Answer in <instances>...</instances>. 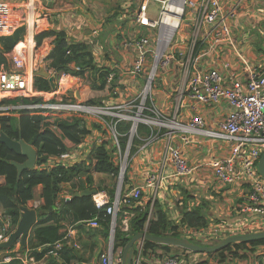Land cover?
<instances>
[{
    "label": "built area",
    "instance_id": "built-area-1",
    "mask_svg": "<svg viewBox=\"0 0 264 264\" xmlns=\"http://www.w3.org/2000/svg\"><path fill=\"white\" fill-rule=\"evenodd\" d=\"M130 2L132 3H125L122 6L124 9L122 19L125 25L127 24L128 31L122 37L124 40L120 44H114L112 49L115 52H122L127 57L130 56L131 65L123 70L124 76L110 69L107 82L117 78V86L113 91L116 97L119 94V76L121 78L128 76L132 88L141 83L143 98L142 103L116 107L105 105V100L101 106H89L83 104L80 99L68 97L72 87L81 78L72 75L71 72L49 73L55 76V91H36L33 87V78L40 66L38 60L40 53L35 37L45 28L37 22H29L30 14L32 16L34 14L31 4L22 3L13 7L8 1L0 0V28H6L8 22L5 11L8 15H13L15 13L12 11L15 10L18 12L15 28L23 26L25 30L24 38L18 41L10 52L4 54L7 64L0 66V102L39 99L37 103L24 104L19 100L16 105H0V116L26 110L42 118L56 115L61 118L79 117L78 131L83 132L80 134L79 143L57 155L46 156V161L35 164L33 170L50 171L55 168L69 169L85 165L96 148L104 147L118 166L116 181L119 189L111 200L104 191L96 192L91 198L95 209L109 217L111 235H114L120 209L131 206L132 202L141 205L145 189L148 192L151 190L148 202L152 207L164 185V179L167 182L172 180L179 182L192 177L197 169L188 164L181 150L170 144V141L159 161L158 178L154 172L149 175L145 184L122 190L124 175L133 156L139 150H143L147 143H152L159 137L172 140L173 135H180L184 144L191 143L193 138L220 143L219 155L213 156L204 166L211 169L215 181L221 187L237 185L244 190L240 197L241 206L231 210L229 221L210 222L206 228L201 229L181 225L182 217L179 213L170 210L165 212L173 224L178 226L182 238L194 240L201 246H212L228 237L264 233V178L257 170L258 160L264 152V62L260 60L259 64L251 65L246 54L249 52L247 45L255 41L251 37L253 28L261 31L258 43L264 41L262 27L264 0H130ZM156 4L160 7L157 19H153L150 13L154 12L152 6ZM172 6L178 9L171 10ZM165 18L167 21H164ZM8 35L9 33H1L0 38ZM93 35H96V32H93ZM66 53L69 55L70 50ZM70 69L73 72H80L73 64L70 65ZM115 69L117 70L116 67ZM162 70L164 73H161ZM162 75L166 77L165 81ZM155 78H159L158 82L161 83L164 93L172 92L178 96L169 120L161 114H158L156 119L148 117L153 115L154 109L150 95L157 93L154 92ZM147 100L151 102L150 107L145 106ZM223 103L228 108L225 116L217 121L208 119L205 111L220 107ZM145 111L149 114L145 115ZM181 115L185 116L186 120ZM144 116H147L148 120L143 119ZM135 118H138L139 122L133 131L130 128L128 141L123 149L117 125L120 122H130L132 125ZM138 124L146 125L152 132L130 158L131 143ZM165 171L170 173L166 174ZM163 174H166L165 177ZM1 219L0 243L7 240L9 233L13 231L10 229L12 217L2 213ZM98 220L99 217L96 215L86 224L90 228H97ZM122 229L124 232L128 230L126 220L122 224ZM143 233H146V228ZM143 244V239L138 240V249L131 264H143ZM53 245L57 250L62 247L60 241ZM255 252L257 255H264V245L257 246ZM10 261L11 257L6 256L0 264H8ZM122 261V253L114 252L113 243L108 244L100 258L101 264H122ZM26 262L38 264V260L33 256H28ZM200 262V258L185 262L167 256L158 264ZM213 263L211 260L205 264Z\"/></svg>",
    "mask_w": 264,
    "mask_h": 264
},
{
    "label": "trees",
    "instance_id": "trees-1",
    "mask_svg": "<svg viewBox=\"0 0 264 264\" xmlns=\"http://www.w3.org/2000/svg\"><path fill=\"white\" fill-rule=\"evenodd\" d=\"M117 14V13H116ZM114 14L112 17H114ZM15 28V27H14ZM13 28V29H14ZM12 29V30H13ZM23 29L19 28L15 34L10 37L0 38V66H6L4 54L11 51L15 44L20 40ZM7 38H12L11 42ZM4 39V41H1ZM51 39V50L48 55L41 61V65L47 72L55 74L69 73L78 77L84 74L89 75L91 83L88 89L81 90L83 92L81 102L89 106H101L103 101L113 95V91L117 86V78L112 82H107V76L111 73L110 69L95 67L92 62V57L89 50L84 45L68 44L66 35L63 32L45 31L35 37L37 48L42 45L44 40ZM70 54L67 55V51ZM73 64L80 69V72H73L70 65ZM113 72V71H112ZM33 87L36 91L50 92V86L46 79L41 77L33 78ZM80 91V92H81ZM21 100V99H19ZM19 100H2L0 105H16ZM22 103L39 102V99L29 101L22 99ZM138 103V102H137ZM151 102L146 101L145 106L150 107ZM149 114L148 111L144 112ZM57 116V115H56ZM77 116L49 117L42 118L34 112L26 110L9 112L0 116L1 130L13 140H17L19 131L22 140L26 143H31L36 150L38 157L54 156L66 149L73 147L80 141L78 131ZM131 128L130 122H120L117 125V131L121 135L120 145L124 149L129 137ZM151 129L143 124H138L135 135L133 136L130 158L136 153L138 148L144 143V140L151 135ZM0 160L15 161L22 163L25 158L16 156L9 151L3 144H0ZM88 165H80L69 169L55 168L50 171L46 170H31L22 173L19 180H16V169L10 164L0 161V209L5 214L12 217V227L15 228L19 220V207H24L29 201L34 199V190L38 186L42 188L41 199L43 204L36 210L37 212H45L51 210V213L46 218H40L39 221L31 228L26 240V247L21 248V252L26 249L32 250L31 256L36 260H41L42 257L51 250V245L61 241L63 235L59 234L60 222L63 220L61 213H70L75 222H84L91 220L96 215L99 217L98 223L102 226L100 235L107 240L109 231V217L104 216V213L98 212L91 197H79L65 203L64 209L62 204L58 203L60 192L63 185L70 186L71 193L79 192L86 188H92L93 173L109 175L113 178L118 176V166L113 161L112 157L105 151L104 147H99L88 157ZM39 162L37 164H40ZM126 182V174L124 175L123 186ZM98 188L97 191H101ZM185 201L188 200V195L183 192ZM113 193L111 194V197ZM57 203L59 208H56ZM205 205H198L191 209H182L179 211L181 215V225H186L190 228L201 229L206 228L210 221L204 213ZM131 212L132 216L128 220V230L122 232L118 223L124 217L123 213ZM0 221L1 213H0ZM146 228V234L153 237H173L182 238L178 232V226L174 225L169 219V216L162 209L161 204L156 200L151 207L149 202L137 205L131 203V206L122 207L117 216V226L113 235V250L114 252L121 251L127 242L136 234L142 233ZM94 234V233H93ZM91 234V235H93ZM96 235V234H95ZM94 235V236H95ZM191 243L200 245L194 240H189ZM259 246L264 245V240L253 241L249 243H237L229 245L213 253L192 254L181 248H175L165 245H156L151 241H145L143 244L144 255L148 251H153L160 248L166 256H173L180 259L177 255L178 251L188 252L194 256L202 257L200 264H205L209 260H215L213 264H230L235 258L242 260L248 259L252 252H247L244 246ZM201 246V245H200ZM14 246L11 248V250ZM62 248V247H61ZM92 254L96 250V245L93 244L87 248ZM10 250V251H11ZM4 251V250H0ZM63 250L60 249V252ZM105 251V250H104ZM176 252L175 255L172 253ZM58 252L57 254H59ZM70 254L60 253L66 257L67 264H87L88 261L78 249H69ZM104 252L97 255L98 264H101L100 258ZM71 260V261H70ZM46 264H65L59 262L58 259L50 257Z\"/></svg>",
    "mask_w": 264,
    "mask_h": 264
},
{
    "label": "crops",
    "instance_id": "crops-1",
    "mask_svg": "<svg viewBox=\"0 0 264 264\" xmlns=\"http://www.w3.org/2000/svg\"><path fill=\"white\" fill-rule=\"evenodd\" d=\"M5 1H8L13 7L20 6L22 3L31 4L34 10L32 22H37L41 27H44L45 29L47 28V31L63 32L66 35V40L69 44L84 45L89 50L92 57V62L95 67L99 69H111L110 67L114 66L117 68V71L123 75V70H126V67L131 65V58L129 59L130 56L127 57L122 54V52L118 51L116 53L119 54V57L113 58L111 55H114L115 51H113L111 47L109 48V43L111 46L117 44L115 39L118 37V35L123 37L124 33L128 31L127 24L121 27V25L125 24L124 20L122 19L124 15V9L122 7L123 5L121 6L120 11H115L114 8H116V6L109 8V0H15L13 3V0ZM12 13L15 14L7 16L8 22L6 24V28H0V34L9 33L8 37L13 36L16 30L19 29H13L17 23L18 12L14 10ZM114 14L116 15L112 17ZM24 32L25 30L23 29L22 35H20V40L24 38ZM93 32H96V35H93ZM87 39H89V41H87ZM109 39L111 40L110 42ZM262 45L264 48V41L262 42ZM51 46V39H46L37 49L38 52L46 51L45 53H47V51L50 52ZM48 53L46 55H48ZM246 54L250 58L251 65L259 64L260 60H263L264 62V55L261 58L252 57L253 49H249V52H246ZM162 79L165 81V77L163 75ZM79 92L77 93L76 91L75 95H80L79 98H82L83 92L81 91L80 94ZM166 96L167 94L163 91L157 93V106L161 107L167 105L166 103L168 98L166 100ZM73 98L76 99L75 97ZM109 99L105 101V103L109 102ZM183 111L184 109H182V112ZM227 111L228 108L226 104L223 103L220 107L207 109L205 114L207 115L208 119L217 121L223 118ZM181 116L186 120L185 116ZM185 120L183 121L185 122ZM171 139L172 140H168L165 137H159L152 143H147V146H145L143 150H139V152L133 156L131 164L129 165L128 171L126 173V182L122 187V190H129L135 186L145 184L146 180L149 178V174L151 173L156 172L155 174H157L158 178V165L161 155L164 152V148L166 147L167 143L171 141L170 144L178 147L184 154L188 164L190 166L197 167V169L195 170L192 177L184 178L183 180H179V182L176 180L167 182L166 179H164V185L161 188V191L158 192L157 198L158 202L162 206V209L167 212L168 210L174 211L178 214L182 209H191L197 207L198 205H205L203 210L211 223L229 221L231 210L235 207L241 206L242 204L240 197L242 196L244 190L237 185L231 187H221L215 181L211 169L204 166V164L213 156L219 155V152L221 151V144L212 142L210 140L200 141L199 139L194 138L192 139L191 143L184 144L180 135H173ZM37 163L38 161L36 164ZM165 172L166 174L170 173L167 171ZM166 174H163L164 176H162L165 177ZM91 178L92 188L86 189H94L96 192H98L97 189L101 188V191H104L110 200L113 199L117 191V182L114 190V180H116V178L98 173H93ZM172 185L175 186V189H173L175 191V197L177 195L176 193L179 195L182 194V196L178 197L177 205L179 204V207L166 199L167 191L169 190L168 188ZM176 189L180 190L177 191ZM41 191L42 188L40 186L35 188L34 199L29 201L24 207L37 209L39 206H41L43 204L41 199ZM184 191L188 195L187 201L184 199ZM145 192L151 194V190L148 192V190L145 189L144 194ZM112 193L113 196L111 197ZM72 195L73 193H71L70 186L63 185L59 195L60 198L58 203L61 205V198L70 199L72 198ZM58 203L56 208H59ZM35 204L36 207H34ZM142 204L143 203H141V205ZM64 206H62V209H64ZM135 206H137V204H135ZM51 211L52 209L45 212H37L36 210V223L40 218H46L51 213ZM0 213L5 214L2 209H0ZM123 214L124 217L120 219L118 223V227H120L122 232H124L122 229L123 222L126 220L128 223V220L132 216L131 212ZM61 216L63 220L60 222V229L58 232L60 235H63L60 241L62 246L61 249L63 251L60 252V250H57L54 245H51V250L46 253L41 260H38V264H46L50 257L58 259L60 263L63 262L67 264L66 257L62 256L60 253L66 252L70 254L69 249H78L81 251L83 256L88 261L87 264H98V260L96 258L97 255L99 253L105 252L104 250H106L108 244L111 243L110 228L108 231L107 240H105L102 235H100V233L97 234V232H101L102 226L99 225L97 228H90L86 224L89 220L84 222H75L70 213L62 212ZM10 229L14 230L15 228L11 226ZM145 241L146 240H144V242ZM92 244L94 246L96 245V250L93 252V254L87 249L88 246H91ZM137 245L138 241L133 244L134 253L137 252ZM20 247L23 248L19 242H16L14 244V248L12 250L10 249L11 251H1L0 261L6 256H10L11 261L8 264H28L26 262V258L31 256L32 250L26 249L24 252H21ZM256 248L257 246H244L245 251L249 249L252 252V256L248 257V259H250L242 260L240 258H235L231 263L264 264V255H257L255 252ZM122 251L123 249L121 250V253ZM58 252L60 253L57 254ZM177 255L180 256V260L185 262L194 261L196 258H199L198 255L194 256V254L192 256L188 252H182L181 250L178 251ZM142 257L143 264H158V262L167 256L160 248H156L153 251L146 252ZM200 260H202V257ZM71 262L73 263L74 261Z\"/></svg>",
    "mask_w": 264,
    "mask_h": 264
},
{
    "label": "water",
    "instance_id": "water-1",
    "mask_svg": "<svg viewBox=\"0 0 264 264\" xmlns=\"http://www.w3.org/2000/svg\"><path fill=\"white\" fill-rule=\"evenodd\" d=\"M35 77H41L48 81L51 91H55V76L49 74L43 67L39 71L34 73ZM135 128V124L132 123L131 131ZM0 144H3L9 151L13 152L16 156L25 158V161L18 163L15 161H5L2 162L10 164L16 169V180H19L22 173L25 171L33 170L34 165L37 161L44 162L47 157H37L36 150L32 147L31 143H26L22 140L20 131L17 140L10 139L2 130L0 125ZM257 170L259 175L264 178V152L260 156L257 163ZM117 189H119V184H117ZM96 193L94 189H85L80 192H75L72 195V198L64 199L61 198L60 202L62 206L65 205L68 201L79 198V197H91ZM37 213L35 209H30L28 207H19V220L16 224L15 229L9 233L7 240L0 243V250H10L16 242H19L23 248L26 247V239L31 228L36 224ZM147 240L154 242L158 245L171 246L176 248L184 249L188 252L198 254V253H213L225 249L229 245L237 243H249L253 241H262L264 240V233H255V234H246L238 235L233 237H228L212 246H200L191 243L188 239L185 238H173V237H153L149 236L146 233H139L133 236L127 244L124 246L122 251V264H131L134 258V247L133 244L140 240ZM111 243H113V235L110 238Z\"/></svg>",
    "mask_w": 264,
    "mask_h": 264
},
{
    "label": "rangeland",
    "instance_id": "rangeland-1",
    "mask_svg": "<svg viewBox=\"0 0 264 264\" xmlns=\"http://www.w3.org/2000/svg\"><path fill=\"white\" fill-rule=\"evenodd\" d=\"M15 0H13L12 1V3L14 2ZM125 3H132V2H130V0H109V8H111V7H115L116 6V8H114V10L115 11H120L121 10V6L123 5V4H125ZM159 5H157L156 4V6H152V9H153V11L154 12H152V13H150V15H151V17L153 18V19H157V11L159 10ZM134 8V7H133ZM109 11H111V10H109ZM132 12H134V10H132ZM131 12V13H132ZM5 15H6V17L8 16V14H7V12L5 11V13H4ZM109 15H110V13H109ZM31 16H29V18H30ZM125 24H123V25H121V27H123ZM262 27L264 28V25H262ZM20 28H22V29H24V27L22 26V27H20ZM124 29H126V28H124ZM48 29L46 28L44 31H47ZM252 33H251V37L255 40L254 41V43H250L249 45H247L248 47H249V49H253V54H252V57L253 58H261L263 55H264V48H263V45H262V43H258V41H260V34L259 33H261V31L259 30H257L256 28H253L252 29V31H251ZM110 33V32H109ZM112 34V33H111ZM246 38H248V35L246 34ZM12 38H7V41H9V42H11L12 40H11ZM116 40V43L117 44H120L123 40H124V38H122V36L121 35H118V37L115 39ZM1 41H4V39H2ZM87 41H89V39H87ZM111 40L109 39V42H110ZM245 46H246V44H245ZM111 47V49L112 48H114L113 46H111V44L109 43V48ZM118 50H121V49H119L118 48ZM46 51H44V52H39L40 53V55H39V57H38V60H39V62H40V66H39V69H38V71L40 70V68L41 67H43L42 65H41V61L47 56L46 54L49 52V51H47V53H45ZM110 55V54H109ZM111 57H113V58H118L119 57V54L118 53H116V52H114V55H111ZM130 66H128V67H126V68H129ZM111 69H114V70H116L115 69V67L114 66H111L110 67ZM117 71V70H116ZM119 72V71H118ZM120 73V72H119ZM161 73H164V70H162L161 71ZM160 74V73H159ZM119 76V75H118ZM124 76V75H123ZM126 76V75H125ZM156 79V78H155ZM154 79V80H155ZM165 79H166V77H165ZM79 82L77 83L76 82V85L75 86H73L72 87V90L68 93V97H71V98H73V97H75L77 100H79V99H81V98H79L80 97V95L79 96H76L75 94V92L77 91V93L79 92V91H81V90H83V89H86V88H88L89 87V85H90V83H91V79H90V77H89V75L88 74H84L83 76H81V78L78 80ZM130 79L128 78V76H126V77H124V78H121L120 76H119V87H118V91H119V94L115 97L114 95H112L110 98L111 99H109V97L105 100V101H107L108 99H109V102H106L105 103V105L107 104V105H109V106H116V107H121V106H124V105H127V104H131V105H135V103L136 102H140V103H142V98H143V94H142V92H141V83L138 85V86H136V87H134V88H132L131 87V85H130ZM159 81V78H157L156 79V82H154L155 83V90H154V92H157V93H159L160 91H162V87H161V83L160 82H158ZM168 86H169V84H168ZM157 93H154V94H151L150 96H151V98H152V101H153V106H154V109H153V111H152V113H153V115L150 117V116H148L149 118H154V119H156L157 118V116H158V114H161L162 116H164V117H166L167 118V120H169L170 118H171V116H170V114H171V111L173 110V108L176 106V104H177V99H178V96H177V94L176 93H172V92H169L170 94H167V96H166V100H167V98H168V100H167V105L166 106H161V107H159V106H157V102H158V100H157ZM79 94H80V92H79ZM148 96V95H147ZM113 97V98H112ZM148 98V97H147ZM146 100V99H145ZM143 102H145V101H143ZM116 111H118V110H116ZM143 119H146V120H148V118H147V116L145 117H143ZM145 124V123H144ZM165 129H167V128H165ZM127 160L129 161V154H128V156H127ZM129 162H127V164H128ZM130 164V163H129ZM152 174V173H151ZM151 174H149V175H151ZM116 180H114V190H115V187H116ZM175 186L174 185H172V186H169V190L167 191V196H166V199L167 200H169L171 203H174L175 205H177V202H178V197H180V196H182V194H178V193H176L177 195H176V197H175V194H174V190L173 189H175L174 188ZM177 191H179L180 189H176ZM151 196H150V194H148V193H146L145 192V194H144V196H143V199H142V201H141V203H147L148 202V199L150 198ZM178 207H179V204L177 205ZM169 212V211H168ZM108 243V242H107ZM246 251H248V252H251L249 249L248 250H246ZM175 253L176 252H174L173 251V255H175ZM252 256V254H250L249 255V257H251ZM199 258H201L200 256H199ZM250 259V258H249ZM248 259V260H249ZM239 262H241V261H239ZM214 263H215V261H214ZM230 264H235V262H233V263H230ZM243 264V263H242Z\"/></svg>",
    "mask_w": 264,
    "mask_h": 264
},
{
    "label": "bare ground",
    "instance_id": "bare-ground-1",
    "mask_svg": "<svg viewBox=\"0 0 264 264\" xmlns=\"http://www.w3.org/2000/svg\"><path fill=\"white\" fill-rule=\"evenodd\" d=\"M177 9H178V7L172 6V9L171 10H177ZM30 16L31 17L29 18V22L31 23V21H32V15L30 14ZM164 21H167V18H165ZM133 121H134V124L136 125L139 122V119L138 118H135Z\"/></svg>",
    "mask_w": 264,
    "mask_h": 264
}]
</instances>
